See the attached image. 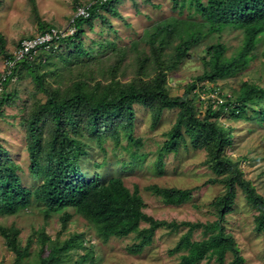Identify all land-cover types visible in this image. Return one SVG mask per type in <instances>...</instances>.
I'll use <instances>...</instances> for the list:
<instances>
[{"label": "rangeland", "instance_id": "obj_1", "mask_svg": "<svg viewBox=\"0 0 264 264\" xmlns=\"http://www.w3.org/2000/svg\"><path fill=\"white\" fill-rule=\"evenodd\" d=\"M96 1L99 2L2 0L0 30L7 39L8 52L13 54L24 38L40 33L42 25L67 28L77 6L94 4ZM117 3L122 17L115 16L111 19L117 30L112 37H117L121 43H130L131 39H136L155 21L181 12L180 7H175L173 0H121ZM97 11L108 14L105 9ZM190 11L189 6H186L181 13L186 16ZM97 21L99 25L96 30H99L103 23L99 19ZM95 35L96 32L88 30L84 39L87 37V43H90ZM242 37L241 30L236 28L209 34L202 44L192 48L179 63L168 70L166 88L169 94L183 95L188 85L197 81L198 86L193 90L192 97L197 114L203 118L207 102L212 98L209 88L215 87L220 92V97H215V100L222 99L225 102L244 81L263 83V42L254 50L246 66L225 69L218 74L216 81L200 78L205 69L203 61L207 53L206 45L222 41L227 46L226 55L234 56L239 51ZM73 50L74 48H69L67 54ZM140 51H143V45L127 52V56L122 59L118 79L131 81L140 76ZM154 54L155 51L148 52L150 61L143 65L144 75L153 72L160 64ZM176 54L177 50L170 47L162 60L166 59L167 64L172 65ZM52 61L42 66L40 72L46 73L47 83L65 88L78 73L87 78L108 79L106 71L110 74L109 70L115 65L117 55L112 54L106 60L82 63L81 69L74 67V70L73 66L59 58ZM6 69V58L0 53V79ZM6 88L15 95L0 110V143L3 148L0 162H7L10 158L19 166L17 172L22 183L34 187L43 180L45 170L52 165V145L48 140L55 122L51 113L47 112L41 118L35 130L30 126L35 111L46 103L48 94L39 88L28 69L15 72ZM180 111L179 107L162 108L157 102L149 105L137 102L133 105L131 116L126 107H122L114 120L105 121L97 129L87 127L82 115L76 113L80 116L78 120H81L82 129L75 135L87 144V154L81 160L83 170L90 176L96 172L103 176H121L132 191L139 189L148 215L173 223L160 226L151 243L142 251L130 250L131 245L140 241L136 233L125 237L105 238L100 235L95 224L76 209L66 210L71 216L64 223L62 213H46L45 205L33 200L29 207L18 213L6 214L0 211V264H18V261L19 264H180L182 256L190 254L194 249V242H202L212 234L206 231L205 226L220 219L216 203L228 191L222 182L224 175L211 168L210 163L214 162L216 149L211 144L197 142L188 133L186 121L182 124L178 143L171 148L165 146L170 132L178 122ZM255 116L250 109L242 118L221 117L222 122L219 123L231 129L230 142L222 155L238 161L244 177L264 196V125ZM128 134L136 137L140 144H131ZM33 145L34 152L30 148ZM34 160L36 169L32 168ZM34 170L38 172L34 173ZM150 185L190 189L192 196L181 205L167 204L149 189ZM256 214L257 211L248 204L244 191L239 187L236 203L226 215L224 223L235 237L239 253L244 259L242 264H264V234L256 230ZM184 222L201 226L193 227ZM149 225L143 222L141 227ZM2 227L15 229L21 252L20 260L17 261V254L1 234ZM187 234V245L190 243L188 246L184 242ZM54 248L56 254L52 255ZM233 259L234 255L228 254L221 262L214 256L201 260L199 264H231Z\"/></svg>", "mask_w": 264, "mask_h": 264}, {"label": "trees", "instance_id": "obj_2", "mask_svg": "<svg viewBox=\"0 0 264 264\" xmlns=\"http://www.w3.org/2000/svg\"><path fill=\"white\" fill-rule=\"evenodd\" d=\"M119 1L99 0L90 4L89 17L75 18L73 24L76 31L73 34L53 42L49 47H41L32 57L17 62L12 74L4 81V91L0 93V110L15 95L6 88L13 74L23 72L24 69L30 70L39 88L48 94L46 103L35 111L30 126L35 130L41 118L50 112L55 128L48 140L52 145L50 150L52 165L45 170L43 180L34 187L22 183L17 172L19 166L10 158L7 162H0V211L15 214L29 207L33 200H37L45 205L46 213H62V220L67 223L71 215L66 210L74 208L88 217L95 224L100 235L105 238L125 237L136 233L140 241L131 245L130 250L142 251L151 243L160 226L173 223L157 220L148 215L144 210V198L139 189L135 188L132 191L121 176H103L100 172L91 176L87 174L81 166V160L87 154L85 147L87 144L76 137L75 133L78 134L82 129L81 120H78L81 115L87 127L93 126L97 129L105 121L114 120L122 107H126L131 116L134 103L145 102L149 105L157 102L162 108L181 109L178 122L170 132V138L165 142V146L171 148L178 143L182 124L186 121L188 133L197 142L211 144L216 149L217 154L214 162L210 163L211 168L218 174L224 175L222 182L228 189L216 203L220 219L205 226L206 231L212 234L202 242H194V249L190 254L182 256L180 264H199L201 260L214 256L222 262L228 254L234 255L231 264H242L244 259L239 253L235 237L227 230L224 223L226 215L236 203L237 191L240 187L245 193L248 204L257 211L256 230L264 234V196L257 191L250 180L244 177L238 161L235 162L222 155V151L230 142L231 129L219 122L224 116L225 119L231 116L242 118L251 109L255 117H259L264 125V82L244 81L239 89L233 90L232 97H227L222 104L213 102L211 98L201 118L197 114L192 97L198 82L193 81L188 85L183 95H171L166 88V74L192 48L202 44L209 34L222 33L226 28L241 30L243 37L239 51L234 56H227V46L224 42L217 41L206 45L207 53L203 61L205 69L200 78L216 81L215 78H218L221 71L237 68L239 65L246 66L254 50L259 44L264 43V0H173L175 7L181 8V12L189 6L191 10L189 15L183 16L180 12L157 20L146 27L136 39H131L130 43H121L117 37H112L113 32L117 30L111 19L115 16L122 17L118 9ZM1 4L2 0L0 6ZM97 9H105L108 14L100 13ZM73 17L74 14L71 19ZM98 19L103 26L96 30L99 25ZM52 26L42 25L40 33ZM88 30L96 32L90 43H87V37L84 39ZM6 45L7 39L0 30V53L6 59L12 58L13 54L8 52ZM140 45H143V51L139 52L142 65L140 76L131 81L118 79L122 59L127 56V52L133 51ZM170 47L177 50L172 65L167 64L168 60H162V56ZM69 48L74 50L67 54ZM154 51V56L160 64L153 72L144 75L143 65L150 61L148 52ZM112 54L117 55V61L109 70L110 74L106 71L108 79L87 78L82 73H78L71 78V83L65 88L54 87L47 83L46 73L40 72L42 66L56 58L73 66L74 70V67L81 69L82 63L106 60ZM54 72L57 74V71ZM214 89L215 87L209 88L210 91ZM128 138L131 144H140L132 134H128ZM30 148L32 152L35 151L34 145ZM0 154H3L1 143ZM32 168L36 169L35 160ZM35 172L38 171L34 170ZM149 189L165 203L173 205H181L192 196L190 189L159 185H150ZM143 222L149 223V227L142 228ZM184 224L201 226L191 222ZM1 234L8 246L17 254V261L20 260L21 252L15 229L2 227ZM184 240L187 245L189 234ZM55 254L56 248L52 252V255ZM17 263L19 264V261Z\"/></svg>", "mask_w": 264, "mask_h": 264}, {"label": "built area", "instance_id": "obj_3", "mask_svg": "<svg viewBox=\"0 0 264 264\" xmlns=\"http://www.w3.org/2000/svg\"><path fill=\"white\" fill-rule=\"evenodd\" d=\"M103 1V0H102ZM90 4L77 6L74 17L70 20V24L65 29H60L58 27L52 26L48 28L45 32L38 33L34 36L26 37L21 41L18 49L13 53L12 58L6 59V72H4L2 78L0 79V91L3 90L4 81L12 74V69L15 67L16 63L22 61L28 57H32L37 53L38 49L41 47H49L53 42L58 41L68 35L73 34L76 31L74 27V20L77 17H89L90 16ZM220 92L216 89L210 93L212 100L219 104H222L224 100H215V97H220L218 94Z\"/></svg>", "mask_w": 264, "mask_h": 264}]
</instances>
